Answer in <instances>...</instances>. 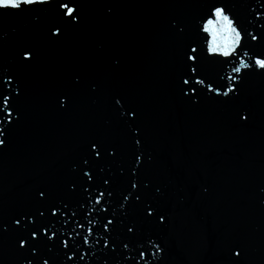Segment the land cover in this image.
Instances as JSON below:
<instances>
[{"label":"water","instance_id":"water-1","mask_svg":"<svg viewBox=\"0 0 264 264\" xmlns=\"http://www.w3.org/2000/svg\"><path fill=\"white\" fill-rule=\"evenodd\" d=\"M60 3L0 10V264H264V0ZM214 6L247 55L208 52Z\"/></svg>","mask_w":264,"mask_h":264},{"label":"snow or ice","instance_id":"snow-or-ice-1","mask_svg":"<svg viewBox=\"0 0 264 264\" xmlns=\"http://www.w3.org/2000/svg\"><path fill=\"white\" fill-rule=\"evenodd\" d=\"M48 0H0V10H13L16 12H19L23 10L25 7H30L36 4H42L47 3ZM75 0H61L60 3V9H62V15L67 17L70 21L75 22L77 20V9L74 6ZM202 31L206 34V37H210V40L208 42V52L210 54L219 55L220 57L224 58V63H228L229 60L233 57H237L240 55H247V52L243 51L242 48V35L241 31L234 26V21L229 17L228 14L225 13V10L222 7L214 6L210 13L208 14L207 18L203 20L202 23ZM60 34V29L57 28L52 35L58 36ZM248 35L251 36V39L253 41H257L258 37L256 35H252L251 33H248ZM197 49L195 47H192L190 49V53H195ZM31 58V54L29 52H24L23 59L29 60ZM187 61H190L192 66L189 68V71L192 75L189 76L187 79L182 80V87L181 91L184 95H188V91H185V88L183 86H188V89L191 90L193 93L195 92V85H199L203 83V80L196 79L195 84H190V80L193 79L195 74L197 73V68L194 66L197 62V56L193 54H188L186 56ZM254 66L256 68L264 70V59L261 58H254ZM240 67H233L232 72L239 74L241 73V69H248L250 67L249 63H246L245 60L240 59L239 60ZM231 79L235 80L236 77H231ZM209 91H212L209 87ZM229 92H235V88H229L227 92H224L223 95L227 96ZM217 94L219 95V91L217 90ZM116 104H120V101L117 99L114 101ZM61 105H63V101H61ZM134 113L129 111V116H133ZM0 116H7L11 117V97L8 94H5L3 91V85L0 84ZM241 119H247L246 116H241ZM10 122V121H9ZM0 136H3V131H0ZM4 141L0 139V145H2ZM90 151L95 154L97 158L101 156L100 151L97 150V144L92 143L89 146ZM111 155V153H109ZM137 160H139V157H137ZM85 176H88L89 179L90 174L88 172L84 173ZM107 183V181H105ZM132 187H136L135 184L132 185ZM103 195V194H101ZM40 196L43 197L44 193L41 192ZM139 199V197H137ZM97 203L99 204L100 201L97 199ZM53 215H55V210H53ZM149 215H151V211L149 210ZM43 215V213H41ZM161 220H163V217H161ZM13 223L17 226L21 224L20 219H16L13 221ZM112 221L109 220L107 224H105V230L107 231L108 225L111 224ZM129 232L132 231L131 228L128 229ZM42 235H47L46 229L40 230ZM91 234V230H89V235ZM48 239H52V236L48 235ZM39 239L37 231H31L29 233V236L26 239L21 238L18 241V247L21 249H24L27 247L29 242H36ZM84 243L87 244L88 240L85 238ZM62 244L67 247V241H62ZM127 245H125V248ZM36 249L33 248L32 252L35 253ZM157 251L159 249L157 248ZM234 255H240L239 252H235ZM140 260L147 261L146 252L141 251L139 253ZM83 258V257H81ZM71 259V257H69ZM29 264H31V261H29ZM43 264H48L47 260L43 261Z\"/></svg>","mask_w":264,"mask_h":264}]
</instances>
